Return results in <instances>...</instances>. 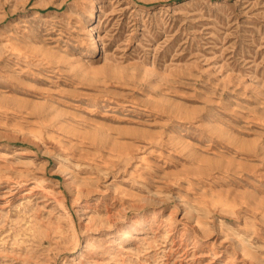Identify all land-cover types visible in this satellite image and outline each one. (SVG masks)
Wrapping results in <instances>:
<instances>
[{
    "label": "rangeland",
    "instance_id": "374dc122",
    "mask_svg": "<svg viewBox=\"0 0 264 264\" xmlns=\"http://www.w3.org/2000/svg\"><path fill=\"white\" fill-rule=\"evenodd\" d=\"M0 264H264V0H0Z\"/></svg>",
    "mask_w": 264,
    "mask_h": 264
},
{
    "label": "bare ground",
    "instance_id": "6f19581e",
    "mask_svg": "<svg viewBox=\"0 0 264 264\" xmlns=\"http://www.w3.org/2000/svg\"><path fill=\"white\" fill-rule=\"evenodd\" d=\"M100 51V49H99V47L97 46V45H95V47H94V51L91 53V56H93V55H95V54H97L98 52ZM92 112V111H91ZM90 113V112H89ZM8 157H10L9 155H5V156H3L1 159L3 160V161H5V162H8ZM65 174H68V172H65ZM67 178V177H66ZM38 180V179H37ZM147 199L148 200H150V201H153V202H155V198H153V197H147ZM127 229H129V227H125V229L124 230H127ZM123 232V231H122ZM125 234V233H124ZM128 236V235H127ZM240 247H242L241 245H240Z\"/></svg>",
    "mask_w": 264,
    "mask_h": 264
}]
</instances>
